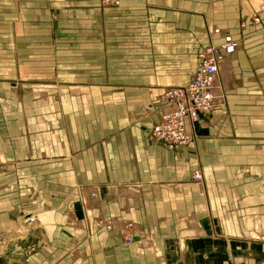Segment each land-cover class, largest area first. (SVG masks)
<instances>
[{
	"label": "crops",
	"instance_id": "1",
	"mask_svg": "<svg viewBox=\"0 0 264 264\" xmlns=\"http://www.w3.org/2000/svg\"><path fill=\"white\" fill-rule=\"evenodd\" d=\"M217 3L221 6L214 9L213 21L228 28L234 29L242 15L253 16L260 5L264 17V0ZM146 5L155 7L150 13L160 17L154 18L149 37L164 58L152 73H134L131 80L110 83L118 90L149 91L146 98L134 96L118 106L125 128L117 134L104 130L90 143L80 137L51 160L37 155L32 161H16L21 196L31 194L36 202L31 209L39 226L30 238L40 251L26 261L0 257V264H253L254 259V264H264V30L251 29L252 36L262 39L260 47L250 40L234 55L233 64L252 77L228 96L229 121L213 126L215 119L226 117L207 114L196 127L193 147L170 152L149 141L158 117L148 128L150 114L145 109H155L166 88L190 82L185 11L191 6L202 14L205 8L189 0H122L120 8L104 9L118 15L122 11L119 19L131 20ZM222 38L214 39L219 43ZM106 124L102 120L99 127ZM245 163L252 172L242 177ZM194 166L202 168L203 183L190 182ZM121 185L125 187L119 189ZM12 186L0 187V196L7 199L6 190ZM82 186L100 188L97 206L82 205ZM106 186L118 190L110 193ZM98 215L132 223L135 240L126 244L112 233L96 230ZM255 247L261 252L254 253Z\"/></svg>",
	"mask_w": 264,
	"mask_h": 264
},
{
	"label": "rangeland",
	"instance_id": "2",
	"mask_svg": "<svg viewBox=\"0 0 264 264\" xmlns=\"http://www.w3.org/2000/svg\"><path fill=\"white\" fill-rule=\"evenodd\" d=\"M217 1L189 0L190 3H201L205 9L200 15L191 6L185 11L190 34V51L186 59L190 78L199 51L210 44L222 43L223 40L215 42L217 29L221 37L230 36L239 42L235 54L243 50L247 41L251 40L257 47L262 45V39L252 36L255 31H251L252 28H256L257 33L264 30L261 5L253 16H240L233 29L213 21L214 9L221 6ZM139 8L145 10L133 13L131 18L135 19L122 20L119 19L122 11L118 15L104 9L99 0H0V187L13 184V189L6 190L9 191L7 199L0 196V257L26 261L35 258L40 251V245L30 238L39 226L37 214L31 209L36 202L31 194L21 196L22 177L17 174L16 161L26 158L32 161L37 155L51 160L60 148L74 146L80 137H86L90 143L100 139L104 130L117 134L125 128L117 116L118 106L132 101L134 96L138 99L143 94L146 98L144 94L149 91L118 90L110 85L111 82L131 80L134 73L136 76L152 73L156 62L164 58V54L154 50L155 45L149 37V31L157 22L154 20L157 15L150 13L155 7ZM161 19L164 21V17ZM235 54L227 57L220 67L218 92L223 97V104L219 111L212 113L226 118L224 121L215 119L213 126L229 121L228 96L235 94L236 89L252 77L233 64ZM163 96L164 92L155 102V109H145L150 114L148 128L163 109ZM140 108L136 110L140 111ZM102 120L107 124L100 128ZM95 127L101 130L96 131ZM146 134L148 137V132ZM149 141L160 147L151 137ZM193 143L187 147H193ZM28 167L35 169L36 165ZM196 170L203 172L201 167L194 166L190 172V182L194 185L200 184L193 179ZM241 171L242 177L250 176V164H242ZM106 187L110 193L118 190L117 186ZM121 187L125 186L118 188ZM98 189L97 186L80 188L84 192L83 206H97ZM29 215L35 219L34 223L27 222ZM100 218L101 215L94 218V226L96 230L104 231L97 227L96 220ZM104 232L119 237L115 231ZM261 250L255 247L253 252L260 253ZM255 262L257 259L253 264Z\"/></svg>",
	"mask_w": 264,
	"mask_h": 264
},
{
	"label": "built area",
	"instance_id": "3",
	"mask_svg": "<svg viewBox=\"0 0 264 264\" xmlns=\"http://www.w3.org/2000/svg\"><path fill=\"white\" fill-rule=\"evenodd\" d=\"M99 1L103 8L117 9L122 6V0ZM256 22L259 20L257 19ZM214 33L219 35L220 31L217 29ZM238 48L237 40L224 36L221 44H210L199 51L196 69L190 82L185 86L164 90L163 109L160 110L158 121L150 132L152 140L170 152L187 147L195 141L196 127L202 118L221 109L223 97L218 92L220 67L227 57L235 54ZM193 179L197 183H203V172L196 170ZM27 222L34 223L35 219L29 215ZM96 223L99 229L115 231L126 244H130L135 238L137 229L128 221L100 218Z\"/></svg>",
	"mask_w": 264,
	"mask_h": 264
}]
</instances>
